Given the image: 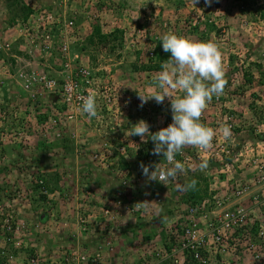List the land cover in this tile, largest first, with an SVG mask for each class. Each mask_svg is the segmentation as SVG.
Here are the masks:
<instances>
[{"label":"rangeland","instance_id":"rangeland-1","mask_svg":"<svg viewBox=\"0 0 264 264\" xmlns=\"http://www.w3.org/2000/svg\"><path fill=\"white\" fill-rule=\"evenodd\" d=\"M27 8L33 10L29 16ZM50 16L55 26L44 24V17L47 20ZM95 19H99L103 34L117 31V37H109L105 44L98 37L90 42ZM70 21L73 25L67 38L71 67L67 69L62 63L64 54L59 47L64 36L59 29ZM48 28H53L56 43L54 49L44 51L39 35ZM169 32L198 41L211 40L220 46L225 76L232 77L223 92L230 93L227 97L221 94L213 97L208 103V117L217 113L219 117L214 122L226 123L228 118L234 122V138L224 145L230 151L228 156L239 160L238 163L227 158L209 161L203 171L199 169L202 160H196L195 173L188 170L181 185L197 180L199 175L205 176L209 170L215 171L217 182H222L226 179L222 165L227 162L232 165V173L248 179L245 171L251 168L249 162L261 156L258 154L261 147L255 148L250 142L264 143L261 138L264 133L258 132L260 128L255 124H245L247 119L242 113L244 108L251 107L258 117L256 121H264V0H0V200L27 223L33 224L38 222L36 218L47 215L48 222L37 230L42 231L37 239L50 252L52 239L67 246L64 219L74 212L77 218L84 216L92 201L106 200L119 188L121 178L128 176L122 175L121 169L135 170V175L142 173V163L138 167L132 153L134 146L144 142L139 136L127 135L131 127L143 119L150 125V131L156 132L167 127L168 121L172 122L167 98L163 104L149 100L140 107L135 90L146 91L160 72L158 51L164 53L161 37ZM153 50L155 56L151 57ZM69 69L76 74L83 69L89 72L88 83H82L79 76L76 78H80L84 90L97 92V116L89 118L78 109L69 119L74 111L59 92L40 91L38 99L32 100L31 94L38 85L31 72L63 79ZM252 73L259 77L249 81L248 75ZM107 93L115 95V104H106L103 95ZM180 94L173 92V96ZM231 105L237 109L228 110ZM145 106H150V111ZM138 107V114L132 112ZM106 142L112 144L109 149L112 155L105 149ZM119 143L127 145L128 158H120L119 151H114ZM142 147L143 156L147 154L144 150L154 145L148 140ZM141 155L143 159L145 156ZM39 179L47 184L48 190L36 187L35 181ZM143 179L141 194L145 195L153 184ZM209 181L208 184L214 183L213 178ZM158 188L166 191L165 205L151 208L150 221L138 226L136 246L132 249H140V258L160 241L158 232L151 241L153 219L162 217L171 208L177 214L178 205L184 203L182 190ZM87 189L93 195L92 200L86 197ZM93 221L90 224H97L104 232L108 228L103 227L110 223L103 222L101 213L98 223ZM91 230L95 234L100 231L94 226ZM27 251L30 254L34 250L29 247Z\"/></svg>","mask_w":264,"mask_h":264},{"label":"built area","instance_id":"built-area-1","mask_svg":"<svg viewBox=\"0 0 264 264\" xmlns=\"http://www.w3.org/2000/svg\"><path fill=\"white\" fill-rule=\"evenodd\" d=\"M45 17L47 18V16ZM45 17V25L52 24L55 26L56 22L52 16L47 20ZM72 25V21L69 24L66 22L64 28L59 29L62 36L65 37H62L63 40L62 42L60 41L59 48L67 58V62L65 63V68L67 69L70 66V59L68 57L70 41H68L67 37L69 31L72 29ZM54 37L53 28H48L44 33L39 35L44 51L51 50V48L54 49L56 43ZM150 55L151 57L155 56L154 50ZM69 70L67 75L61 80L49 77L45 73L31 72L30 76L33 77L34 82L38 85L36 91L31 94V98L36 101L40 91L59 92L67 105L74 111L68 117L72 119L78 109L82 110V100L89 93H94L95 97H97V92L95 90H84L79 82L80 78H76V76H79L82 79V83H88L89 72L86 69L79 70L77 74L71 71V69ZM103 97L106 104L116 103V97L112 93H107ZM200 118L203 119L204 114ZM215 122L210 126L202 122L206 126L211 127L216 133L209 148L202 149L189 146V149L183 148L176 155V160L185 164V171L179 175L178 179L171 181L168 185L152 181L153 187L145 195H142L143 174L137 172V175H135V170L121 169V174L128 176L121 178V185L113 191L109 196L108 202L106 201L101 208L102 219L118 226L123 217H148L151 208L165 205L166 191L162 192L158 187H163L165 188L164 190L176 187L181 190L183 187L181 181L183 177L187 176L188 170L195 171L196 160L212 162L214 160L222 161L224 158H227L232 161L235 160L238 163L239 160L236 159V156L234 159L228 156L230 151L225 149L226 146L224 145L225 142H231L234 138V122H232L231 118L226 119V123ZM225 126L231 129V136L229 138L223 136V128ZM105 145L108 154L112 155L109 152L112 144L106 142ZM142 145H145V143L134 146V161L138 167L140 163L150 165V171L154 170L155 165L158 163V171L169 167L162 155L155 156L152 154L153 147L147 149V151L144 150L147 154H144L143 156L145 157L140 159V155L144 149ZM114 151H119L120 158H128L127 145L119 143L114 147ZM222 166L221 172L226 174V179L222 182H217L216 177H214L215 171L209 170L205 172V177L208 181L213 178L214 182L208 186V196L197 204L182 202L181 206L180 204L178 205L177 214L173 212L175 218L169 221L168 231H166L168 234L175 233V240L170 242L169 246L157 245L155 248L149 249L142 257L144 259L142 264H188L189 258L196 260L199 264H218L219 256L222 257L223 254L228 253L234 256L235 262L238 259L241 260L242 256H251L258 262L264 261V159L258 156L249 162L248 166L254 169H252L254 175L248 179H243L232 173L230 170V166L232 167V165L230 163L227 162L225 166ZM130 173L131 176L129 175ZM231 174L232 176H230ZM40 184L41 189L45 190L43 180H40ZM211 184H213V189L210 191ZM185 190H182V196H184ZM85 193H87L86 197L89 200L93 199V195L89 189ZM140 196L144 198H140ZM0 199H2V196H0ZM2 204L3 202L0 200V248L5 250L3 254L6 256V259L3 264H13L18 259V256L14 254V250L27 248L28 241L33 237L31 235L38 232L37 230L40 228L42 229V226L38 222L32 224L17 218L13 212H10L9 209L11 207L9 204ZM76 219L82 232L87 231V218L85 216L80 217L79 215ZM177 222L180 223V233L177 230V225H175ZM174 226L176 229L173 228ZM254 229L258 232L257 236L254 235ZM105 250L110 253L115 250L113 242L109 239L100 243L93 252L82 251L78 241L75 248L71 247L68 251L62 252V260L64 264H105L103 260ZM150 253L157 260L156 263L148 261L147 257L150 256L148 255ZM40 256L30 259L27 263H43L42 256L41 259Z\"/></svg>","mask_w":264,"mask_h":264},{"label":"clouds","instance_id":"clouds-1","mask_svg":"<svg viewBox=\"0 0 264 264\" xmlns=\"http://www.w3.org/2000/svg\"><path fill=\"white\" fill-rule=\"evenodd\" d=\"M161 42L163 51L170 53L167 62L161 64L160 72L146 91L135 90L141 107L149 100L163 104L167 98L170 101L172 122L167 127L152 132L148 122L141 119L131 127L127 135L139 136L144 143L148 140L153 142L152 154L162 155L169 167L158 171V163L155 169L150 171V165L141 164L142 174L148 181L168 185L185 171V164L176 160V155L185 146L202 149L211 146L216 133L211 127L200 122V117L213 97L222 94L226 80L222 51L217 42L198 41L172 32L163 35ZM63 58L65 68L67 58L65 55ZM174 91L181 94L173 96ZM81 107L82 112L89 118L97 116L95 94L89 93L82 100ZM223 136L225 138L231 136V129L228 126L223 128ZM207 167V160L199 164L201 171ZM195 185L196 181L192 180L181 190L194 188ZM29 242L27 248L31 247Z\"/></svg>","mask_w":264,"mask_h":264},{"label":"crops","instance_id":"crops-1","mask_svg":"<svg viewBox=\"0 0 264 264\" xmlns=\"http://www.w3.org/2000/svg\"><path fill=\"white\" fill-rule=\"evenodd\" d=\"M249 77V81L254 80L256 77H259L258 75L252 73V75H248ZM232 77H230V75L225 76V80L226 83H231L230 81ZM229 80V81H228ZM253 82V81H252ZM254 89L252 88V91ZM230 92H222L221 95H224L227 97V94H229ZM252 93V92H251ZM253 96H255L254 94H251ZM248 96V94L246 95ZM225 97V98H226ZM263 101V99H262ZM224 106L227 107V104L224 103ZM141 107V106H140ZM146 107V106H145ZM149 111L151 109L150 106L146 107ZM251 108V107H250ZM249 107L248 108H244V110L242 111V113L245 115V118L247 120H245V124H255L256 127L260 128V131L258 130V132H263L264 133V121L263 122H259L256 121V119L258 117H256V115H253L255 110H251ZM139 107L137 108V110H132L135 111L137 114L140 110H138ZM237 109L235 106H228V110H234ZM209 110L210 107L207 105L206 109L202 112V114H204V118L201 119V122L205 123L206 125H213L214 124V119H216L215 117H219L217 116L218 114L216 113V116H210L208 117L209 114ZM254 118V119H253ZM213 120V121H211ZM171 121H168L167 126L170 124ZM216 123V122H215ZM158 125L160 127L163 126V124H159ZM153 129L156 128V124L152 125ZM166 126V125H165ZM250 141H247V143L249 144ZM256 142H250V144H254L255 148L257 147H261V150L258 152L259 155H261V157L264 159V143L262 142H257V146L255 144ZM134 153V151H133ZM132 153V157H135L134 154ZM77 154V151H76ZM78 156V155H77ZM214 172V171H213ZM253 174V173H252ZM251 174V168H249L248 170L245 171V175L248 176V178L252 177ZM243 175V174H242ZM150 181H148L149 183ZM213 189V184H211L210 186V191ZM144 192V191H143ZM209 192V189H208ZM140 195V194H139ZM109 197L105 200H98V201H92V205L89 207L88 210H86L83 214L84 216L87 218L88 220V225H87V231L82 232V230L79 228L78 223H77V217L74 216L75 212L73 213L74 215L71 217H67L66 219H64L66 222H62V224L64 225L63 229L66 232V238H67V246H62L63 242H59L60 240H56V239H52V249L53 251L50 252L47 248H46V244L43 243L40 239L38 241L37 236H39L41 234V232L39 233H35V236L32 237L30 240L31 242V248L32 251L31 253H38L41 252L40 254H42L43 259V263L41 264H64L63 263V256H62V252L64 253L65 250L69 248H75L77 246V243L79 241L80 247L82 251L85 252H93L96 247L104 242L105 240L109 239L113 242V244H115L116 250H114V252L110 253L107 250H105V254L103 256V260L105 262V264H134V263H139L142 264L144 262V259L140 258L141 257V252L140 249H136L134 250V248L132 249V247H134L135 244V237H136V233L137 230L140 229L138 226L139 225H147L148 221H150L149 217L146 218H135L132 216H127L125 218H123L121 220L120 223H118V226H115V224L109 223V225H107V227H103L104 229L108 228L107 230H105L106 232H104L102 229L98 228L97 224H90V221L92 222L93 219H95V221H93L94 223H98L97 222V218L99 217V214L101 212V208L104 206V204L106 203V201L108 202ZM78 213V212H77ZM93 217V219H91L90 217ZM33 218H30L29 221H32ZM38 220H40L39 222H41L42 224L48 222L47 218L45 215L41 216L40 219L36 218ZM37 220V221H38ZM104 223H106V221H103ZM151 225L153 226L151 228V233L153 234L151 237V241L155 238L156 233L158 232L159 237H160V241L157 242L158 246H166V242L162 239V237L160 236V230L156 231V223L153 220V222H151ZM95 227L96 230H100L99 233L95 234L94 232H92L91 227ZM111 228H110V227ZM129 226H131L132 228H129ZM115 227L116 228L115 230ZM148 227V226H146ZM129 228V229H128ZM102 231V232H101ZM148 238V237H147ZM155 240V239H154ZM153 240V241H154ZM146 241H149V239H147ZM45 242L48 243L49 240L45 239ZM136 246V244H135ZM155 248V247H154ZM37 249H39L40 251L37 252ZM18 255H20L18 257V259L13 263V264H28L26 257L29 254L28 251L25 250H18ZM30 253V254H31ZM150 255V256H148ZM147 258L149 259L148 261L150 263H156V259L154 256L150 254H148ZM107 261V262H106ZM236 259L234 258L233 255L231 254H223L222 257L219 256L218 258V264H264V261H255L254 258H252L251 256H242L241 260H237V262H235Z\"/></svg>","mask_w":264,"mask_h":264},{"label":"trees","instance_id":"trees-1","mask_svg":"<svg viewBox=\"0 0 264 264\" xmlns=\"http://www.w3.org/2000/svg\"><path fill=\"white\" fill-rule=\"evenodd\" d=\"M28 13L29 14L33 13V10H31L30 8H27V16H29ZM27 16L24 17L25 20H27V18H28ZM98 21H99V19H95L92 22L94 31H93L92 37L90 39V42H93V39H94L93 37H98L99 42L105 44L106 41L109 39V37H111V36L117 37V34L119 33L117 31H116V33L112 32L110 35L103 34V32H102L103 29L100 26V24L98 23ZM169 56H170V53H165V52L161 53L158 51V59H159L161 64L167 62V59L169 58ZM62 63H63V60H62ZM160 68H161V66H160ZM261 138L264 141V135L263 134L261 135ZM208 164H210V162H208ZM192 173H195V172H192ZM39 180L35 181L36 187H41ZM195 181H196V185L194 188L185 190V193H184V196L182 199L186 203L197 204L199 201L205 199L208 196V189H209L208 188V186H209L208 179L204 175H199V178H197V180H195ZM44 188L46 190H48L47 184L44 185ZM4 191L5 190H3V192ZM0 192H2V191H0ZM46 218H47V215H46ZM174 218L175 217L173 214V210L171 208V210L169 212H167L165 215H163L162 217H155L153 219L156 223V228L158 229V227H159L160 235H161L162 239L166 242V246H169L170 242H173L175 240V233L168 234L166 232V231H168L169 221L174 220ZM38 222H39V220H38ZM179 224L180 223L177 222L175 225H177V230L180 233V225ZM40 225L43 227V224H40ZM173 228L176 229L175 226ZM253 232H254V235H256V236L258 235V232L256 229H254ZM37 233H39V232H37ZM238 234H240V233H238ZM28 249L29 248H27L25 251H27ZM3 251H5V250H2V248H0V264H3L5 259H6V256L3 254ZM18 252H19L18 250H14L15 256L19 257L20 255H18ZM228 254H230V253H228ZM38 256H40V254L34 252L31 254H28L26 260L29 261L30 259L38 258ZM40 259H41V256H40ZM188 264H199V263L196 260L189 258Z\"/></svg>","mask_w":264,"mask_h":264}]
</instances>
